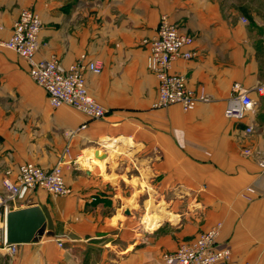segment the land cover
Instances as JSON below:
<instances>
[{
	"label": "crops",
	"instance_id": "obj_1",
	"mask_svg": "<svg viewBox=\"0 0 264 264\" xmlns=\"http://www.w3.org/2000/svg\"><path fill=\"white\" fill-rule=\"evenodd\" d=\"M25 9L42 20L38 59L63 70L81 57L99 62L86 85L107 114L53 108L26 62L0 47V198L24 163L63 161L69 190L23 189L9 201L10 211L46 205L55 229L10 254L1 215L0 264H163V253L218 222L216 246L232 251L224 264H264V0H0V41ZM163 15L198 52L172 64L204 98L188 112L154 107L146 42ZM237 83L255 102L242 121L224 116ZM153 214L161 220L149 228Z\"/></svg>",
	"mask_w": 264,
	"mask_h": 264
},
{
	"label": "built area",
	"instance_id": "obj_2",
	"mask_svg": "<svg viewBox=\"0 0 264 264\" xmlns=\"http://www.w3.org/2000/svg\"><path fill=\"white\" fill-rule=\"evenodd\" d=\"M41 30L40 16L32 10L25 9L14 23L12 36L7 41H0V47L14 51L27 62L32 80L47 93L53 108L70 106L92 119L104 118L107 110L90 95L83 73L84 70H89L94 74H100L102 66L98 61L79 62L70 66L68 70H63L55 58L38 59L36 55ZM146 43L149 47L147 67L158 80V98L154 107L162 109L177 104L186 112L193 110L204 98L197 96L188 87L184 75L172 73L171 68L172 63L179 58L190 60L198 56V52L192 48L194 37L183 33L177 24L172 23L164 15L160 19L156 35ZM262 90L263 88H259L260 92ZM254 106L255 102L248 90L237 83L233 85L224 116L228 120L242 121L248 112L254 110ZM252 131V127L246 129V133ZM249 153L250 150H247L246 154ZM63 165L62 161L51 170H44L33 163L20 165L15 181L9 179L3 181L8 198H0V216H7L10 212L9 201H15L23 189L31 191L43 189L55 195H67L69 190L64 179ZM260 167L264 170V160L260 162ZM247 193L246 197L250 199L249 196L254 194V189L248 188ZM221 229L222 224L218 223L195 239L179 244L176 250L163 253V264L230 262L231 250L216 247ZM58 245L63 246L62 242H58ZM2 247L10 254H16L19 248V244L7 242L6 228Z\"/></svg>",
	"mask_w": 264,
	"mask_h": 264
},
{
	"label": "water",
	"instance_id": "obj_3",
	"mask_svg": "<svg viewBox=\"0 0 264 264\" xmlns=\"http://www.w3.org/2000/svg\"><path fill=\"white\" fill-rule=\"evenodd\" d=\"M130 215V209L126 210ZM54 221L46 205L10 211L6 216V239L10 244H27L54 232Z\"/></svg>",
	"mask_w": 264,
	"mask_h": 264
},
{
	"label": "rangeland",
	"instance_id": "obj_4",
	"mask_svg": "<svg viewBox=\"0 0 264 264\" xmlns=\"http://www.w3.org/2000/svg\"><path fill=\"white\" fill-rule=\"evenodd\" d=\"M163 16H164V15H163ZM166 16H167V15H166ZM167 17H168V16H167ZM168 18H169V17H168ZM169 20H170V19H169ZM159 23H160V22H159ZM177 25H178V24H177ZM158 26H159V25H158ZM178 26H179V25H178ZM179 27H180V26H179ZM180 29H181V28H180ZM151 39H152V38H151ZM151 39H150V40H151ZM148 41H149V40H148ZM2 48H3V47H2ZM4 49H6V48H4ZM7 50H9V49H7ZM37 50H38V49H37ZM10 51H12V50H10ZM12 52H14V51H12ZM14 53H15V52H14ZM16 54H17V53H16ZM17 55H18V54H17ZM18 56H19V55H18ZM19 57H20V56H19ZM20 58H21V57H20ZM147 58H148V57H147ZM179 59H180V58H179ZM23 60H24V59H23ZM177 60H178V59H177ZM24 61H25V60H24ZM175 61H176V60H175ZM25 62H26V61H25ZM79 62L88 63V62H86L85 57H81V58H80L77 62H75L74 64H77V63H79ZM90 62H93V61H90ZM26 64H27V62H26ZM172 64H173V63H172ZM27 66H28V64H27ZM147 68H148V67H147ZM85 71H86V70H84V72H83V73H84V77H85ZM28 72H29V66H28ZM171 72H172V73H175V72L172 71V68H171ZM176 74H180V73H176ZM29 75H30V73H29ZM30 77H31V76H30ZM85 79H86V78H85ZM90 95H91V94H90ZM91 96H92V95H91ZM159 217H160V216H159ZM218 223H221V222H218ZM218 223H217V224H218ZM221 224H222V223H221ZM210 229H211V228H210ZM222 229H223V224H222ZM222 229H221V232H222ZM208 230H209V229H208ZM204 232H205V231H204ZM201 233H202V232H201ZM201 233H200V234H201ZM200 234H199V235H200ZM199 235H198V236H199ZM220 235H221V234H220ZM195 238H196V237H195ZM195 238H194V239H195ZM192 240H193V239H192ZM189 241H190V240H189ZM216 244H217V242H216ZM216 247H217V246H216ZM219 249H229V248H219ZM231 253H232V251H231ZM247 263H249V262H247ZM245 264H246V263H245ZM249 264H251V263H249Z\"/></svg>",
	"mask_w": 264,
	"mask_h": 264
},
{
	"label": "bare ground",
	"instance_id": "obj_5",
	"mask_svg": "<svg viewBox=\"0 0 264 264\" xmlns=\"http://www.w3.org/2000/svg\"><path fill=\"white\" fill-rule=\"evenodd\" d=\"M161 215V214H160ZM161 217L158 214L149 215L146 218V224L149 228H156L159 225Z\"/></svg>",
	"mask_w": 264,
	"mask_h": 264
}]
</instances>
